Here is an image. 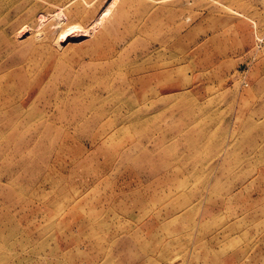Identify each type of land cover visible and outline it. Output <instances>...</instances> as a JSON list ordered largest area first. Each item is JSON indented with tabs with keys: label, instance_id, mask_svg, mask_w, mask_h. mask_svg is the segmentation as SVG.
I'll use <instances>...</instances> for the list:
<instances>
[{
	"label": "rangeland",
	"instance_id": "374dc122",
	"mask_svg": "<svg viewBox=\"0 0 264 264\" xmlns=\"http://www.w3.org/2000/svg\"><path fill=\"white\" fill-rule=\"evenodd\" d=\"M0 264H264V0H0Z\"/></svg>",
	"mask_w": 264,
	"mask_h": 264
},
{
	"label": "bare ground",
	"instance_id": "6f19581e",
	"mask_svg": "<svg viewBox=\"0 0 264 264\" xmlns=\"http://www.w3.org/2000/svg\"><path fill=\"white\" fill-rule=\"evenodd\" d=\"M73 27V26H72ZM70 29V28H69ZM69 31V30H68Z\"/></svg>",
	"mask_w": 264,
	"mask_h": 264
}]
</instances>
